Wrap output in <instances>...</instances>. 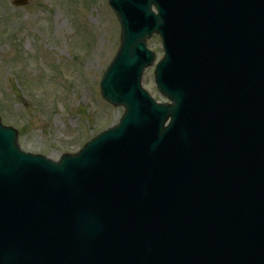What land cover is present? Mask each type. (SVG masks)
Wrapping results in <instances>:
<instances>
[{"label":"water","instance_id":"95a60500","mask_svg":"<svg viewBox=\"0 0 264 264\" xmlns=\"http://www.w3.org/2000/svg\"><path fill=\"white\" fill-rule=\"evenodd\" d=\"M109 3L124 115L58 162L0 119V264H264V0Z\"/></svg>","mask_w":264,"mask_h":264},{"label":"rangeland","instance_id":"374dc122","mask_svg":"<svg viewBox=\"0 0 264 264\" xmlns=\"http://www.w3.org/2000/svg\"><path fill=\"white\" fill-rule=\"evenodd\" d=\"M0 0V118L21 148L54 161L118 124L123 108L101 95L120 25L108 0ZM148 46L163 58L160 38ZM155 63V64H156ZM155 64L142 85L157 101Z\"/></svg>","mask_w":264,"mask_h":264}]
</instances>
